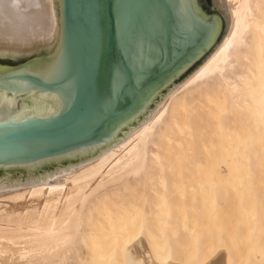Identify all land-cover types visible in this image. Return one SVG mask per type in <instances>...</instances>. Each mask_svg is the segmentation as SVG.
Segmentation results:
<instances>
[{"label": "water", "instance_id": "1", "mask_svg": "<svg viewBox=\"0 0 264 264\" xmlns=\"http://www.w3.org/2000/svg\"><path fill=\"white\" fill-rule=\"evenodd\" d=\"M230 18L226 0H0V194L121 142Z\"/></svg>", "mask_w": 264, "mask_h": 264}, {"label": "rangeland", "instance_id": "2", "mask_svg": "<svg viewBox=\"0 0 264 264\" xmlns=\"http://www.w3.org/2000/svg\"><path fill=\"white\" fill-rule=\"evenodd\" d=\"M255 36L244 105H233L224 92L199 95L195 146L161 154L162 169L101 197L88 212L85 249L70 252V264H264V28ZM192 161L200 167L195 188L181 189L179 180L186 179L178 169ZM7 193L0 194V204L13 202ZM166 207L171 213L157 214ZM141 231H147L145 250H131L130 237Z\"/></svg>", "mask_w": 264, "mask_h": 264}, {"label": "bare ground", "instance_id": "3", "mask_svg": "<svg viewBox=\"0 0 264 264\" xmlns=\"http://www.w3.org/2000/svg\"><path fill=\"white\" fill-rule=\"evenodd\" d=\"M226 2L231 12L229 30L208 57L142 124L121 142L83 166L43 183L19 189L20 192L7 193L5 197L13 202L0 204V264H11L9 257L16 258L20 264H70V252L85 249L83 243L88 212L96 207L101 197L120 192L146 172L162 169L161 154L163 157L177 153L176 150L191 149L195 139V99L199 95L207 91L224 92L233 105H244V93L249 86L246 80L252 78L249 69L251 50L255 47L257 31L264 28V0ZM178 109H182L181 115ZM177 116L180 121L176 123ZM182 157L184 154L179 155V158ZM196 166L193 162L178 169L186 179V182L179 180L181 189H186L185 186L195 188V174L200 168ZM189 192L188 206L193 208L195 194L191 190ZM157 211V214L171 213L168 207ZM146 232L130 237L129 241L133 243L131 250H145L142 234ZM259 253L263 255L262 251ZM261 258L264 259V255Z\"/></svg>", "mask_w": 264, "mask_h": 264}]
</instances>
